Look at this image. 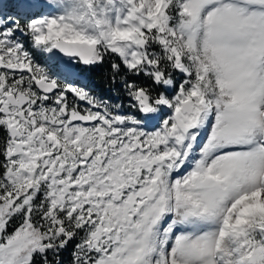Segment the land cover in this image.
<instances>
[{
	"label": "snow or ice",
	"instance_id": "snow-or-ice-1",
	"mask_svg": "<svg viewBox=\"0 0 264 264\" xmlns=\"http://www.w3.org/2000/svg\"><path fill=\"white\" fill-rule=\"evenodd\" d=\"M0 264H264V0H0Z\"/></svg>",
	"mask_w": 264,
	"mask_h": 264
},
{
	"label": "trees",
	"instance_id": "trees-1",
	"mask_svg": "<svg viewBox=\"0 0 264 264\" xmlns=\"http://www.w3.org/2000/svg\"><path fill=\"white\" fill-rule=\"evenodd\" d=\"M90 86L93 87L101 95H109L100 72L86 73Z\"/></svg>",
	"mask_w": 264,
	"mask_h": 264
}]
</instances>
